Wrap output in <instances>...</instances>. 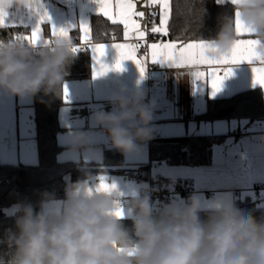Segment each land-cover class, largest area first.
<instances>
[{"label":"clouds","instance_id":"obj_1","mask_svg":"<svg viewBox=\"0 0 264 264\" xmlns=\"http://www.w3.org/2000/svg\"><path fill=\"white\" fill-rule=\"evenodd\" d=\"M20 8L39 19L46 13L42 0H0V20ZM237 10L241 23L260 41L256 52L264 58V0H237L220 18L209 55L224 56L232 49ZM45 39L49 42L37 49L19 35L0 37V92L20 99L41 97V102L43 96H60L76 43L69 32ZM145 98L139 87L121 88L109 97L111 111L98 110L90 117L125 158L138 155L154 137L155 105ZM259 140L264 151V136ZM68 144L72 152L90 151L92 140L76 131L69 133ZM90 180L85 172L67 185L63 200L43 192L35 206L26 199L12 205L15 227L0 238L5 246L0 264H264V214L257 218L239 208L230 192L206 200L192 194L156 205L155 189L141 182L125 206L129 226L119 187L97 190Z\"/></svg>","mask_w":264,"mask_h":264},{"label":"crops","instance_id":"obj_2","mask_svg":"<svg viewBox=\"0 0 264 264\" xmlns=\"http://www.w3.org/2000/svg\"><path fill=\"white\" fill-rule=\"evenodd\" d=\"M226 1L228 0H223V2ZM42 2L43 12H46L48 16L47 20L41 23L40 19L28 9H10L4 28H18L16 35L24 36L30 35L39 23L42 29V39L34 45L37 47L45 46V37L52 34L53 28L64 29L69 33L77 29L78 36L74 40L75 43L81 45L80 37L83 33L79 26L87 22L92 43L105 44V55L101 58V62L109 69L115 64L117 57V51L111 46L112 43H137L134 39L126 41L123 35V25H114L110 20L112 25L109 38L95 39L92 37V16L105 17L97 11V0H42ZM111 2L114 4L115 0ZM137 7L139 8L140 5ZM143 10L145 11V8ZM156 11L158 17L155 25L159 26V4L156 5ZM136 19L140 20L139 17ZM141 24L147 26L145 19L141 21ZM240 38L254 37L244 35ZM200 40L211 42L212 38L169 39L161 37L148 42L145 39L140 41L144 45V50L139 48L136 55L144 61L146 66L143 78L132 60L123 61L120 71L109 70L102 76L94 77V70L98 68V65L93 59L91 48L88 47L89 75L64 80L61 92L65 103L60 112L62 128L56 133L57 143L61 145L56 157L60 161L105 162L107 154L119 152L111 148L107 135L91 123L90 117L98 110L111 111L112 105L109 103V97L118 94L121 88L132 91L139 87L146 92V102L154 103L151 126L154 128L156 139L186 134H226L221 141L214 144L212 159L209 163H169L165 158L153 154L151 141H147L138 155L125 158L119 152V160L110 162L116 171L98 172L91 175L90 187L98 185L100 177L105 178V183L116 184L119 187L123 193L121 205L124 207L125 223L129 226L130 220L127 219L125 206L130 198L131 190L139 184L136 178L142 169L151 170L156 175H173L193 184L196 188L193 194L199 195L202 200H206L215 193L230 192L233 197L237 192L251 193L253 185L257 183L264 187V151L258 148L259 138L264 136V119L250 121L246 117L219 116L220 114L212 118L206 114L209 99L228 98L237 92L251 88H259L262 101H264V88L259 85L253 86L252 83V68L260 66V62L253 60L251 63L241 62L239 65H233L232 75L223 81L221 90L215 95H212L209 84L204 81H194L192 73L195 69L151 63V50L147 46L152 43L198 42ZM200 70L206 73L205 79H207L208 66H201ZM65 89L67 95H65ZM32 100L20 99L0 92V162L33 163L36 161V126ZM76 131L86 133L92 140L90 151L85 149L69 151V133ZM56 199L63 200V198ZM160 204L162 203H156V205ZM11 206L5 207L3 211L10 214Z\"/></svg>","mask_w":264,"mask_h":264},{"label":"trees","instance_id":"obj_3","mask_svg":"<svg viewBox=\"0 0 264 264\" xmlns=\"http://www.w3.org/2000/svg\"><path fill=\"white\" fill-rule=\"evenodd\" d=\"M170 17L168 35L154 33L160 38L169 39H208L215 37L219 31L220 18L230 13L233 5L228 1L217 0H170ZM157 11L149 22V30L157 22ZM111 23L103 16L93 15L91 31L93 38H109ZM18 28L0 29V37L15 36ZM73 39L78 30L71 32ZM90 73V56L88 47L75 53L74 62L68 68L67 78L88 76ZM32 100L36 126L37 159L33 163L0 162V238L6 230L15 227V220L3 211L20 200H27L34 206L43 192L53 193L55 198H64L67 185L84 177L85 172L93 175L98 172L116 171L112 161L119 160V152L107 154L105 162L84 160L60 161L56 155L61 145L57 143L56 133L62 128L60 112L64 99L60 96H43ZM207 115L246 117L248 120L264 119V101L259 88H251L233 94L228 98L208 100ZM210 117V118H211ZM226 134H186L151 139L152 153L165 158L169 163L205 164L212 159L215 143L221 141ZM107 153V152H106ZM146 170L142 169L138 174ZM187 198V197H185ZM236 205L251 211L257 218L264 214V192L259 199L252 192L235 193ZM176 200V199H174ZM169 201H160L166 203ZM258 206L260 210H258ZM126 221V220H125ZM5 250L0 245V252Z\"/></svg>","mask_w":264,"mask_h":264},{"label":"snow or ice","instance_id":"obj_4","mask_svg":"<svg viewBox=\"0 0 264 264\" xmlns=\"http://www.w3.org/2000/svg\"><path fill=\"white\" fill-rule=\"evenodd\" d=\"M98 9L108 20L114 25H123V35L126 41L134 39L137 43H112L111 46L117 51L115 64L111 69L101 62V58L105 55V44H94L90 39V28L87 22L81 23L79 28L83 35L80 37L81 46L75 47L73 52L81 50L82 48L89 47L93 52V59L98 65L94 70L95 76H102L109 70L120 71L122 70V62L125 60H132L140 71L141 78L145 74V63L142 59L137 58V50L144 47L140 41L145 39L146 33L149 31L146 25L142 26L141 21L145 19L146 7L159 4L160 6V19L159 26L153 24L151 27L152 33H160L163 36L168 35V21L170 17L171 7L169 0H115L113 4L111 0H97ZM223 2V0H220ZM232 5H235L237 0H228ZM140 5L138 8L137 6ZM155 15V13H153ZM139 17L140 20L136 18ZM240 12H235V28L237 40L230 52L227 55L215 57L209 55L213 50L211 42L200 40L198 42H164L152 43L147 47L151 50V63L168 64L170 67H188L195 69L192 73L194 81H204L210 85L212 95H215L222 88L223 81L232 75V66L239 65L241 62L251 63L253 60L260 62V66L252 68V83L253 86L259 85L264 88V58L258 56L256 48L260 45V41L255 38L241 39V36L247 35L253 37V33L239 19ZM47 13L40 17V22L47 20ZM0 26H5V20H0ZM68 32L64 29L52 30V36L67 35ZM23 39L35 45L42 39V29L40 24L31 31L30 35L22 36ZM44 40V43H48ZM208 66L207 79L206 73L200 70L201 66ZM217 66V67H213ZM225 66V67H219ZM65 95L67 90L65 89ZM110 187H115L114 184L105 183V178L100 177V182L97 185V190H105ZM123 215V210L118 213Z\"/></svg>","mask_w":264,"mask_h":264},{"label":"built area","instance_id":"obj_5","mask_svg":"<svg viewBox=\"0 0 264 264\" xmlns=\"http://www.w3.org/2000/svg\"><path fill=\"white\" fill-rule=\"evenodd\" d=\"M156 15V5L145 8V21L147 23V28L149 29V22H151ZM160 39V36L152 33L150 30L147 32L145 41ZM77 47L81 45L76 43ZM37 49L43 48L37 47ZM144 50V47H141ZM151 141V140H149ZM139 183L145 182L150 185L155 191L152 193V201L156 204L160 201H171L178 198H185L192 195L196 188L193 184L169 174L156 175L151 170H146L142 174H138L137 178ZM261 186L257 185L252 188V194L255 199H259L262 196Z\"/></svg>","mask_w":264,"mask_h":264},{"label":"rangeland","instance_id":"obj_6","mask_svg":"<svg viewBox=\"0 0 264 264\" xmlns=\"http://www.w3.org/2000/svg\"><path fill=\"white\" fill-rule=\"evenodd\" d=\"M257 185H259V186L262 187V185H261L260 183L254 184L253 187H255V186H257ZM253 187H252V188H253ZM262 188H264V187H262ZM262 190H264V189H262Z\"/></svg>","mask_w":264,"mask_h":264}]
</instances>
